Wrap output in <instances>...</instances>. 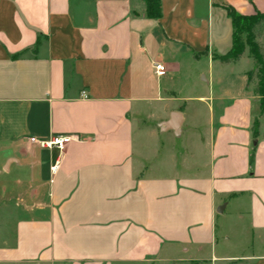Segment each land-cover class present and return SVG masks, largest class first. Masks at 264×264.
<instances>
[{
	"label": "crops",
	"instance_id": "1",
	"mask_svg": "<svg viewBox=\"0 0 264 264\" xmlns=\"http://www.w3.org/2000/svg\"><path fill=\"white\" fill-rule=\"evenodd\" d=\"M160 3L155 21L140 0H0V216L20 214L0 264H264V111L247 72L216 93L213 74L231 47L223 5L263 0ZM201 59L204 92L178 97ZM147 110L151 128L179 112L192 133L179 173L150 175L136 151ZM56 135L80 140L29 141Z\"/></svg>",
	"mask_w": 264,
	"mask_h": 264
},
{
	"label": "rangeland",
	"instance_id": "2",
	"mask_svg": "<svg viewBox=\"0 0 264 264\" xmlns=\"http://www.w3.org/2000/svg\"><path fill=\"white\" fill-rule=\"evenodd\" d=\"M255 35H257L256 41L262 43L264 47V25L257 30ZM223 65L225 66L223 67ZM253 67V61L248 57L247 54H244L239 62L229 64H223L220 62V64H216L213 68L215 93L223 88H226L232 79L234 80L236 86L239 85L241 74H243V72L250 71L253 69ZM206 69L207 63L204 59L199 61L196 60L195 62L192 60L185 61L183 64L182 73L179 79H176L174 83V91L176 95L178 97H191L203 93L205 88L198 82V80H203V74H200L198 77V73L202 70L205 71ZM193 80L196 82L195 87L192 86ZM256 82L257 80L253 78L250 86L254 88ZM149 114H151V110H147L146 112L144 111L141 119L135 123L136 131L134 136L136 151H144L147 156L144 164L147 168H149V174L151 175V172L161 175L166 173L171 174L174 168V170L179 173L181 170V164L190 166L192 159L188 150V137H190V134L192 133L188 130H185L181 137L180 147L177 149L175 147L174 137L170 132L159 137L157 128L155 126L151 128L152 121L151 117H148ZM189 121L190 119L188 117L185 118V126L189 124ZM151 129H153L156 134L155 139L152 141L151 138H149V132H151ZM153 147L154 154L151 155V148ZM184 150L185 152H183ZM8 214L11 216L12 220H9ZM19 215L12 211L9 213L6 212L4 215L5 217L0 216V231L7 233V235L13 234L16 225V220L13 218ZM218 224L219 223H217L216 232L217 240L218 242H221ZM251 251L257 252L256 243L254 245V249L248 250L247 252L250 253Z\"/></svg>",
	"mask_w": 264,
	"mask_h": 264
},
{
	"label": "trees",
	"instance_id": "3",
	"mask_svg": "<svg viewBox=\"0 0 264 264\" xmlns=\"http://www.w3.org/2000/svg\"><path fill=\"white\" fill-rule=\"evenodd\" d=\"M144 4V16L159 21L162 17L160 0H140ZM231 23V47L225 55L214 56L223 64L235 63L244 54L253 61V69L245 76L247 83L252 79L257 80L254 92L260 97V109L264 111V47L256 41L255 33L264 25V12H255L251 15H244L237 12L232 6L222 7ZM258 122L253 124L254 133L257 132Z\"/></svg>",
	"mask_w": 264,
	"mask_h": 264
},
{
	"label": "built area",
	"instance_id": "4",
	"mask_svg": "<svg viewBox=\"0 0 264 264\" xmlns=\"http://www.w3.org/2000/svg\"><path fill=\"white\" fill-rule=\"evenodd\" d=\"M154 74L156 77H163L166 75L167 71L163 64L156 63L153 65ZM85 97V95H82ZM80 138L72 135H56L52 136L49 139L41 140L36 137H31L29 141L33 144H37L40 148L43 149H55L59 153H61L65 147L71 142V141H79ZM59 169V160L56 159L53 163V165L50 168V172L52 175H54Z\"/></svg>",
	"mask_w": 264,
	"mask_h": 264
},
{
	"label": "water",
	"instance_id": "5",
	"mask_svg": "<svg viewBox=\"0 0 264 264\" xmlns=\"http://www.w3.org/2000/svg\"><path fill=\"white\" fill-rule=\"evenodd\" d=\"M154 125L158 129L159 137L163 136L166 132H172L175 140V147L179 149L181 142V135L184 130L183 116L181 113L171 112L167 120L160 123H154Z\"/></svg>",
	"mask_w": 264,
	"mask_h": 264
}]
</instances>
